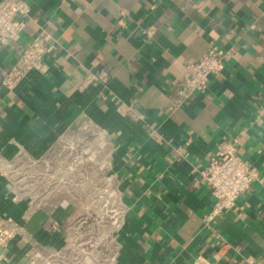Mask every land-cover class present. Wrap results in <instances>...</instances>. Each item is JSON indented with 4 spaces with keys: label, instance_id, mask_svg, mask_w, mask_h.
<instances>
[{
    "label": "crops",
    "instance_id": "crops-1",
    "mask_svg": "<svg viewBox=\"0 0 264 264\" xmlns=\"http://www.w3.org/2000/svg\"><path fill=\"white\" fill-rule=\"evenodd\" d=\"M26 1L25 29L0 44V214L23 228L0 264H29L34 251L36 264L264 262V0ZM40 31L53 51L9 90L7 69ZM210 47L231 55L205 91L176 105L183 66ZM95 70L109 74L107 84L82 87ZM233 139L258 180L207 229L213 197L199 171ZM79 144L89 148L87 177L102 147L116 224L83 216L95 210L93 191L62 182L78 166L64 176L48 163L57 182L40 196L34 160ZM20 152L22 188L9 174Z\"/></svg>",
    "mask_w": 264,
    "mask_h": 264
},
{
    "label": "built area",
    "instance_id": "built-area-1",
    "mask_svg": "<svg viewBox=\"0 0 264 264\" xmlns=\"http://www.w3.org/2000/svg\"><path fill=\"white\" fill-rule=\"evenodd\" d=\"M30 11V5L26 0H0V44H7L25 29ZM118 22L121 23V20ZM144 33L147 38H150L152 31L145 30ZM48 39L49 35L40 31L27 40L13 63L7 69L1 81L3 86L9 90H13L29 72L41 69L44 58L54 49V44L49 43ZM230 55L231 52H224L217 50L215 47H210L196 61L186 63L183 66L181 76L175 83L174 103L178 105L188 100L195 92L205 91L210 77L217 76L220 73L223 62ZM109 78V74L104 70L89 71L84 76L81 86L96 84L105 86ZM126 109L132 115L140 117L132 112L129 107ZM83 150L84 153L82 152ZM88 150L89 148L84 147L79 152L75 148L74 152H52L48 158L40 160L37 158L34 160L35 165L41 164L42 171L40 175L39 173L36 175L37 186L42 188L40 196L43 197L45 194L43 188L45 184L41 185L40 180L46 183L48 180L47 174L52 170V167L48 163L52 161L57 162L60 172L64 175L65 171L74 170V167L78 166L82 162V159L86 161V157L89 156ZM84 154L87 155L83 157ZM20 156L22 157L21 181L13 183L22 188L24 168L27 167H24V153L20 152L14 156L13 161L14 163L18 162ZM89 158L92 159L93 157ZM6 174L8 176V173ZM9 174H11V179L16 175L15 173L12 174V171ZM199 174L213 197L209 210L202 216V225L207 229H212L216 219L233 208L238 196L248 190L258 180L259 176L256 168L250 166L239 153L236 140L234 139L220 142L215 155L208 160L207 165L199 171ZM59 180L61 181V178ZM103 183L102 187L98 189V195L103 200L102 206L106 208L104 210L105 213H111L107 219H111L116 224L120 219V213L115 207H112L111 203H108L110 199L113 200L116 197L115 190L111 189L109 185L110 178L103 180ZM52 226L54 227L55 225ZM22 229V226L18 225L11 217L0 214V254L16 236L20 235ZM32 255L33 257L30 258L29 264H36L39 254L34 251ZM243 263L264 264L263 261L254 262L250 260H244Z\"/></svg>",
    "mask_w": 264,
    "mask_h": 264
},
{
    "label": "rangeland",
    "instance_id": "rangeland-1",
    "mask_svg": "<svg viewBox=\"0 0 264 264\" xmlns=\"http://www.w3.org/2000/svg\"><path fill=\"white\" fill-rule=\"evenodd\" d=\"M77 148V152L81 151L84 147L81 146V144H79V146L76 147ZM101 148H99L97 145H95V156H94V173L93 175L91 174L89 177L86 176L85 171L88 170V167L86 166V161L80 162L78 164V170H79V174L77 176V178H74L73 180H71L70 178L67 179L66 177L62 178V182L67 185L73 184L76 187H78L79 189H85V188H89L90 190L93 191L94 194H92V198L91 201L95 204V210L94 211H89L88 214L85 212L84 213V217H89L91 219H94L95 225H102L103 222H105V220L108 218V215H110L111 213L106 212L104 210H106L105 207L102 206V198L99 197L98 195V189L100 187H102L103 183V178H102V172L101 170L98 169L99 163L97 162L100 159V154H101ZM87 154H84L83 157H85ZM17 160V159H16ZM22 157L20 156L18 159V162L14 163L11 167H13L12 169V174L15 173L16 175L14 177H12L11 181L12 182H19L21 181V176H22ZM90 165V164H89ZM65 176V175H64ZM55 182H57L56 180L53 179H48L46 181V183L44 181L40 180V184H45L44 185V189H46V191L48 192L50 190V188L54 187V185L56 184ZM66 182V183H65ZM47 194V193H46ZM103 196V195H101ZM53 200V195L50 196H46L45 198V202H49ZM54 202V201H53ZM108 203H111V199L108 201ZM93 217V218H92Z\"/></svg>",
    "mask_w": 264,
    "mask_h": 264
}]
</instances>
